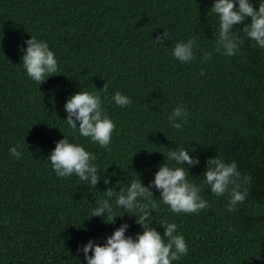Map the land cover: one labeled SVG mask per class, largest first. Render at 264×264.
Returning <instances> with one entry per match:
<instances>
[{
    "label": "trees",
    "instance_id": "obj_1",
    "mask_svg": "<svg viewBox=\"0 0 264 264\" xmlns=\"http://www.w3.org/2000/svg\"><path fill=\"white\" fill-rule=\"evenodd\" d=\"M249 2L259 10L261 0ZM214 3L0 0V264H87L80 249L90 240L105 245L123 224L129 225L125 235L135 239L143 227L114 201L115 223L106 222V213L90 217L91 211L108 188L119 192L133 178L149 187L160 166H176L166 157L180 146L199 160L183 167L210 207L177 215L162 203L160 191L150 189L160 205L152 210L151 227L166 239L160 221L175 222L188 244V254L173 264H264V49L244 36L251 23L246 17L233 27L245 41L238 53H215ZM165 30L169 38L154 43ZM32 36L49 44L59 65L40 85L23 67ZM189 38L197 40V59L181 63L172 48ZM204 52L212 53L211 60L203 62ZM80 91H98L116 124L107 149L66 123L65 104ZM116 91L132 104L117 106ZM179 104L190 113L182 131L168 121ZM65 135L96 155V188L53 171L48 158ZM17 143L24 145L20 159L10 152ZM210 158L235 161L251 178L235 212L226 210V197L204 185Z\"/></svg>",
    "mask_w": 264,
    "mask_h": 264
},
{
    "label": "clouds",
    "instance_id": "obj_2",
    "mask_svg": "<svg viewBox=\"0 0 264 264\" xmlns=\"http://www.w3.org/2000/svg\"><path fill=\"white\" fill-rule=\"evenodd\" d=\"M237 0H215L211 13L217 18L218 30L215 39L214 52L222 56H235L245 41L235 31L234 25L242 24L246 17H251V23L243 28L244 36L251 39L253 47L264 49V0H261L257 11L249 0H238L239 8H236ZM170 32L165 30L157 36L154 43L162 44L169 38ZM27 49L23 55V67L28 77L38 85L46 81V78L59 71V65L54 51L49 44L32 36L26 41ZM195 38L187 41H178L172 48L171 55L181 63H190L197 59ZM212 53H203V62L211 60ZM203 70L201 75H203ZM108 83L104 85L103 92L107 93ZM107 99V96L104 97ZM112 100L119 107H128L132 104L130 97L116 91ZM67 112V125L76 130L84 138H90L91 142L102 148H108L112 143V134L116 124L109 117L103 107V101L99 92L80 91L71 96L65 104ZM189 111L184 104H179L168 116L170 126L182 131L188 123ZM79 122V127H77ZM24 145L17 143L10 148L11 154L16 158L22 157ZM96 155L87 151L82 144L70 142L68 136L56 143L48 160L57 177L68 178L77 176L80 181L86 182L92 188L100 181L99 168L94 161ZM166 161L174 162L176 166H170L168 162L160 166L155 174L153 183L145 187L140 179L133 178L127 188H108L105 198L96 201V207L91 211V216L104 217L106 222L115 223L113 203L115 206L126 210L127 213L137 217L136 223L143 227V233L137 237L126 236L129 227L123 224L113 235L107 238L105 245L95 244L89 241L80 251H83L87 264H173L188 254V244L185 237L178 232V225L167 220L160 221L165 228L164 237L154 228L152 223V210L159 211V203L153 199L155 187L161 193L160 200L167 205L172 213L177 215L199 214L210 207L209 202L203 198L202 186L189 180L188 170L183 167L199 164L198 159H193L186 147L180 146L167 153ZM208 168L205 173L204 185L211 188L216 197H226V210L229 213L238 210L248 196V187L251 178L242 175L237 163H225L221 158H210L207 161ZM105 184L109 183L107 178ZM229 231L234 229L229 226ZM89 253H92L89 255Z\"/></svg>",
    "mask_w": 264,
    "mask_h": 264
}]
</instances>
